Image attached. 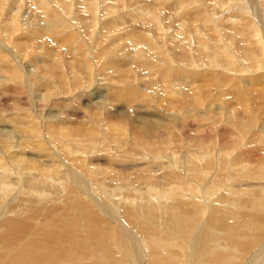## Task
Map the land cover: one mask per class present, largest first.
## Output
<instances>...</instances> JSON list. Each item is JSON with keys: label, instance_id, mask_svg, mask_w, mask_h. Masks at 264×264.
Here are the masks:
<instances>
[{"label": "bare ground", "instance_id": "1", "mask_svg": "<svg viewBox=\"0 0 264 264\" xmlns=\"http://www.w3.org/2000/svg\"><path fill=\"white\" fill-rule=\"evenodd\" d=\"M125 12L136 20L117 36L121 22L111 19L129 22ZM85 16L89 30H75ZM140 18L142 26L127 0L1 2L0 78L17 72L23 44L35 60L57 50L42 40L57 42L55 32L70 28L62 68L86 60H74L70 48L104 39L128 62L96 74L122 88L142 84L149 98L138 116L106 108L61 129L0 84V153L8 157L0 154V214L15 210L1 208L12 198L25 207L0 223V261L15 253L39 264H264V230L236 229L264 226V81L242 82L264 75V0H162ZM169 49H178L180 64ZM35 74L26 80L42 86Z\"/></svg>", "mask_w": 264, "mask_h": 264}, {"label": "rangeland", "instance_id": "2", "mask_svg": "<svg viewBox=\"0 0 264 264\" xmlns=\"http://www.w3.org/2000/svg\"><path fill=\"white\" fill-rule=\"evenodd\" d=\"M161 1L162 0H149V2H130V0H127V2H129V6H135V8H137V22H139V26H142V18H140V16L144 14V10H146V8H150V6L151 8H160ZM1 2H3V0H0V4ZM90 3L91 0H89V4ZM122 16H124V14L117 16L115 20H111H113V22H121V24H119V30H117V36H128V30H130L132 22L136 20V14H134V12H125V16H129V22L128 18H122ZM87 18L88 17L85 16L81 22H78L77 26H75V30H80V28H87V30H89L88 23L86 22ZM105 26H110V24H106ZM224 27L230 29V25L228 24H225ZM135 28H138V24H135ZM50 32H54V30H50ZM131 32H136V30H131ZM68 34H70V28H65V30H57V32H55V36H57V38H61V40H57V42L51 41L52 39L50 40L49 38L48 40H42L43 43L47 41L42 45L43 48L48 44L47 47L52 49L57 48V50H55V52H43L41 56L40 54H37V58H35V60H32V56H30V54H28V50H26V44H23L21 52H19V54L13 58V60H17V62L11 66V68H15L17 72H13V74L7 72V76H1L0 78L2 91H6L8 96L15 94L18 97L31 100L34 102L35 110L37 108L38 112L44 118H47L50 124L60 126L61 129H68L79 122L85 123L90 114L106 108L131 112L132 114L134 113L135 116H138L142 102L149 98L148 95L145 94L144 96V94H142V84H138V86H134V88H122V86H118V84L106 82L102 76H98V74H96V72H98L102 66H106V64L109 66V68H122V66L128 62V60L124 58V55L119 56L118 60V58H114V56L118 54V50H114V48H112V46H110L106 40H90V42H86L84 50H80V46H76L74 50L70 48V56H72L74 60H82L80 56H84L88 62H86V60H82V64H74V66H70V68H62V66H60V64H62V58H60V56H62V51L65 53L68 50L65 49L64 46L62 47V40H66V38H68ZM221 45L222 43L220 42H215L214 40L209 41V49L214 52H222ZM35 46L29 47V51H31V49L32 51H36ZM140 46H142V44H140ZM235 47L240 48L244 53L242 47L237 45ZM43 48H39L40 51ZM169 50H171V62L180 64V53L178 49ZM122 51H125L126 54L129 55L131 49L126 48ZM67 58L70 59L71 57ZM108 70H106L108 74H111L112 72L110 71H113V69L109 71ZM34 72H37V74H35L37 78H42V86H40V82H36V80H31V82L26 80V78H28V76H32ZM161 75L162 74H159V76ZM159 76H157V78ZM227 76L231 77L230 75ZM254 79L258 81H264L263 73H255L248 79L242 80V82L252 83L255 82ZM96 82L100 84L95 86ZM26 84H31V88H27V92H29V94H26L24 90H20V88H24ZM16 86H20V88H16ZM34 86H37V88H34ZM136 88H138L140 92H136ZM158 88L161 89L160 87ZM153 90H155V92H153L155 95L157 91L156 89ZM173 90H175V88H173ZM40 92H42V94H40ZM112 92H120L122 94L114 95L111 94ZM155 96L157 97V94ZM7 101H9V99ZM5 102V99L0 100V105L7 111V106L4 104ZM150 108L152 109L153 106H150ZM201 108L202 107H199L197 111L202 112ZM151 115L153 117L161 118V116L158 114ZM4 128H7V130H12L11 125L5 126ZM19 137L20 136L16 138L11 137L10 140L11 142L19 143V141H17V138L20 139ZM1 144L2 143H0V151L3 148V145ZM3 153L4 152L2 151L0 154L3 155ZM32 153V151L31 154L28 152V156L37 157ZM19 155L20 157L26 159V163L30 167L34 166L32 159H29L26 156L25 151L20 152ZM97 155H99V153H97ZM6 156L4 157L3 155L2 158L8 159ZM42 158H44V156ZM247 163H249V161ZM81 172L84 174V170H81ZM251 189L252 183L249 182H247L243 187V191L246 194H248ZM48 194L49 197H52V194ZM44 202L46 203V201L42 200L41 202L36 201V203L39 204ZM86 202L90 210L97 209V207L90 203L89 199H86ZM14 203H16V200H13L12 198L2 204L6 206L1 207L5 210H11V207L9 206L13 205H17V209L15 208L14 211L12 210L10 212L6 210L4 215L3 213L0 214V223L4 221V218L9 216H22V214H18L17 210L25 211V207L22 206V204H20V206L17 203ZM60 221L62 220H59L58 222ZM45 223L46 221L44 224ZM236 229L244 235V233L250 231H263L264 226L261 224H248L244 226L236 225ZM47 234L51 239L48 231ZM47 261L48 260H46V262ZM38 262L39 259L28 260L21 254L8 253L2 258L0 264H39ZM226 264H237V260L233 259L231 262Z\"/></svg>", "mask_w": 264, "mask_h": 264}]
</instances>
